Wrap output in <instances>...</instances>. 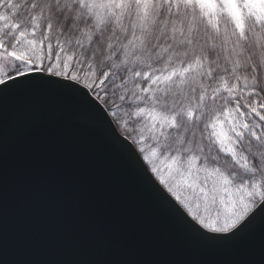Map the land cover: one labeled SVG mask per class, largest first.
<instances>
[{
  "label": "snow or ice",
  "instance_id": "snow-or-ice-1",
  "mask_svg": "<svg viewBox=\"0 0 264 264\" xmlns=\"http://www.w3.org/2000/svg\"><path fill=\"white\" fill-rule=\"evenodd\" d=\"M36 93L138 150L198 236L264 223V0H0V107Z\"/></svg>",
  "mask_w": 264,
  "mask_h": 264
},
{
  "label": "water",
  "instance_id": "water-1",
  "mask_svg": "<svg viewBox=\"0 0 264 264\" xmlns=\"http://www.w3.org/2000/svg\"><path fill=\"white\" fill-rule=\"evenodd\" d=\"M76 112L40 93L0 107V264H264V223L228 241L198 236L135 145L144 172Z\"/></svg>",
  "mask_w": 264,
  "mask_h": 264
},
{
  "label": "rangeland",
  "instance_id": "rangeland-1",
  "mask_svg": "<svg viewBox=\"0 0 264 264\" xmlns=\"http://www.w3.org/2000/svg\"><path fill=\"white\" fill-rule=\"evenodd\" d=\"M147 163V162H146ZM148 165V164H147ZM149 166V168H150V170H151V167H150V165H148ZM155 175V174H154Z\"/></svg>",
  "mask_w": 264,
  "mask_h": 264
},
{
  "label": "trees",
  "instance_id": "trees-1",
  "mask_svg": "<svg viewBox=\"0 0 264 264\" xmlns=\"http://www.w3.org/2000/svg\"><path fill=\"white\" fill-rule=\"evenodd\" d=\"M120 130V129H119ZM121 131V130H120Z\"/></svg>",
  "mask_w": 264,
  "mask_h": 264
}]
</instances>
